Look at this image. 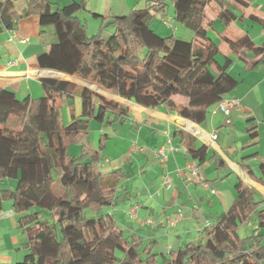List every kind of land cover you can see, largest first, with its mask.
Masks as SVG:
<instances>
[{"label": "trees", "instance_id": "16d2710c", "mask_svg": "<svg viewBox=\"0 0 264 264\" xmlns=\"http://www.w3.org/2000/svg\"><path fill=\"white\" fill-rule=\"evenodd\" d=\"M209 1L155 0L126 16L93 14L101 25L89 35L87 23L79 17L88 11L84 0L64 7L51 0H0V34L14 30L22 19L56 15L50 49L38 55L42 69L202 125L211 107L237 86L227 73L231 61L220 65L218 45L199 33ZM170 5L176 22L195 33L192 41L161 37L151 28L156 14L165 13ZM219 18L225 26L236 19L228 8ZM253 19L264 26V19ZM227 42L235 52L245 48L264 55V47L248 37ZM54 79H41L45 95L35 101L30 96L20 100L0 86V185L6 179L17 180L15 188H0V213L3 202L11 200L26 235L27 254L19 264H264V237L239 234L240 226L253 217L264 226V198L241 181L235 184L233 206L202 230L200 240L161 257L154 253L153 243L127 235L113 215L102 214L103 208L116 206L118 187L127 176L122 170H100L108 135H102L99 148L93 150L86 143L89 129L93 121L103 126L124 124L130 109L83 87L82 112L76 116L72 107L65 125L63 101L74 99L78 85ZM178 97L187 98L188 104ZM11 117L22 121L17 136L6 132ZM173 136L201 166L222 165L192 135L175 129ZM72 145L80 146L79 156L69 153ZM260 171L264 182V162Z\"/></svg>", "mask_w": 264, "mask_h": 264}, {"label": "crops", "instance_id": "0c3cea01", "mask_svg": "<svg viewBox=\"0 0 264 264\" xmlns=\"http://www.w3.org/2000/svg\"><path fill=\"white\" fill-rule=\"evenodd\" d=\"M150 1L155 0H84L88 10L83 12L84 19L89 25L88 18H94L93 14L126 16L133 10L145 8ZM73 2L80 0H54L61 7ZM241 2L210 0L205 8L206 20L199 30L201 35L218 45L217 62L220 65L231 61L227 73L237 81V86L224 99L237 98L241 103L240 108L232 110L231 125H227L223 114H212L217 104L211 107L207 121L199 125L169 114L163 108L139 106L91 83L57 72L41 71L38 55L50 49L48 42L52 39L56 15L22 19L14 30L0 34V86L12 90L18 98L19 93L24 95L22 99L30 96L33 101L43 97L45 91L39 76L58 78L60 75L64 78L58 79L89 87L129 107L130 115L124 118V124L116 122L112 126H103L93 121L91 127L95 123L100 137L108 135L100 170L103 173L122 170L127 176L118 187L116 206L112 207L110 214L127 235L153 243L154 253L163 240L165 252L161 254L200 240L205 223L215 222L235 203L237 182L241 181L264 198L260 171V164L264 162V61L260 60L264 55L258 56L245 48L235 52L227 42L248 37L255 46L264 47V26L253 19H264V0ZM225 8L236 17L229 26H225L219 18V13ZM209 22L212 27H209ZM151 28L161 37L175 35L185 41L195 38L193 31L176 22L172 5L165 13L156 14ZM14 34L28 38L29 42L11 41ZM81 90L77 88L73 100L63 101L61 116L65 125L70 121L72 107L76 116L82 112ZM177 101L188 104V99L184 97H178ZM5 128L9 135L17 136L22 129V121L11 117ZM175 129L195 137L222 162L220 166L209 162L202 166L210 188L217 194L194 182L186 167L195 160L187 156L180 140L174 138ZM169 139L178 150L169 153L168 160L163 162L156 152L168 147ZM73 146L69 148V153L79 156L71 152ZM105 167L106 170H103ZM165 177L171 179L168 187L164 186ZM14 185V182L8 183L10 188ZM135 207L138 208L137 214L132 217L129 213ZM178 214L182 215L181 220H177ZM18 219L13 202L5 200L0 213V264H19L25 259L26 235L19 227ZM148 219L157 221V225H143ZM254 228L253 234L264 237V226Z\"/></svg>", "mask_w": 264, "mask_h": 264}, {"label": "built area", "instance_id": "2783aa9c", "mask_svg": "<svg viewBox=\"0 0 264 264\" xmlns=\"http://www.w3.org/2000/svg\"><path fill=\"white\" fill-rule=\"evenodd\" d=\"M10 40L11 41L18 40L22 44H27L29 42L28 38L20 37L17 34L12 35ZM240 107H241V103H240L239 99H237V98L224 99L217 104L216 110L212 114L215 115L217 112L223 114L224 117L226 118L227 125H231L232 124V118H231L232 110L238 109ZM213 139L216 140V136H214ZM177 150L178 149L172 145L171 140L169 139L168 147L167 146L162 147L161 149H159L156 152V155L161 161L165 162L168 160L169 153L177 151ZM186 169L191 174V176L194 179V182L197 185H200V186L206 188L207 190H210L212 192V194H217L216 190H213L210 188V186L207 182V179L205 177V174L203 172V168L197 161H192L191 163H189L187 165ZM179 174H182V171H179ZM170 184H171V179L169 177H165L164 186L168 187V186H170ZM137 210H138V208L135 207V208L131 209L129 214L132 217H136ZM181 219H182V215L178 214L177 220H181ZM157 223L158 222L153 220V219H148V220L143 222V225H157ZM212 224L213 223L207 221L205 223L204 227L205 228L210 227Z\"/></svg>", "mask_w": 264, "mask_h": 264}, {"label": "rangeland", "instance_id": "374dc122", "mask_svg": "<svg viewBox=\"0 0 264 264\" xmlns=\"http://www.w3.org/2000/svg\"><path fill=\"white\" fill-rule=\"evenodd\" d=\"M51 1L54 2V0H51ZM62 6H64V5H62ZM80 14L82 16V17L81 16L80 17L82 18L83 22L87 23L86 20L84 19L85 14L83 12H81ZM88 19H89V23H90L89 25L87 23V26H88V28H87L88 34L89 35H94L99 30V27L101 25V20L100 19L96 20V19H94L92 17H89ZM57 77L58 78H64V77H62L60 75H58ZM76 84L78 85V87H79L80 90L83 87H85V86H83L81 84H78V83H76ZM19 96H20L19 97L20 100H22V98H24V97H21V96H24L22 93L21 94L19 93ZM95 125L96 124L94 123V125L92 127H90L89 134H88L86 143H87V145L90 148L97 149L98 148L99 141H100V139H99L100 138V133H99L98 129L95 128L96 127ZM112 133H113V131H112ZM73 147L74 148L71 149V152L72 153L75 152L74 154H80L79 153L80 152V147L78 145H74ZM106 168L107 167H105L103 170H106ZM9 182H14L15 183L14 186L16 187V185H17V180L16 179H7V180H5V182H2L1 183L0 188L1 189L9 188V186H8V183ZM111 210H112V208H103L101 212H102V214H108V213L111 212ZM89 216H92V215L89 213ZM254 227H258V224L255 222V219L253 217L250 222L244 223V224H242L240 226V228H239V234H240V236L241 237H246L248 235L253 234L252 232L255 229ZM164 245H165V243H164V240H163V241H161L160 245L155 248V253H157V255H159L160 257H161V253L162 252H165Z\"/></svg>", "mask_w": 264, "mask_h": 264}, {"label": "water", "instance_id": "95a60500", "mask_svg": "<svg viewBox=\"0 0 264 264\" xmlns=\"http://www.w3.org/2000/svg\"><path fill=\"white\" fill-rule=\"evenodd\" d=\"M41 71H44V72H53V70H49V69H40ZM39 78H41V79H54V78H52V77H48V76H44V75H40L39 76ZM54 80H56V79H54ZM71 82H73V81H71ZM89 88V87H88ZM92 90V89H91ZM94 91V90H93Z\"/></svg>", "mask_w": 264, "mask_h": 264}, {"label": "bare ground", "instance_id": "6f19581e", "mask_svg": "<svg viewBox=\"0 0 264 264\" xmlns=\"http://www.w3.org/2000/svg\"><path fill=\"white\" fill-rule=\"evenodd\" d=\"M58 79V78H57Z\"/></svg>", "mask_w": 264, "mask_h": 264}]
</instances>
